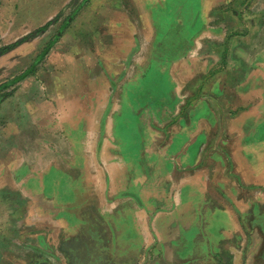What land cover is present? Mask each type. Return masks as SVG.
Wrapping results in <instances>:
<instances>
[{
	"label": "crops",
	"instance_id": "crops-1",
	"mask_svg": "<svg viewBox=\"0 0 264 264\" xmlns=\"http://www.w3.org/2000/svg\"><path fill=\"white\" fill-rule=\"evenodd\" d=\"M48 1L0 0V264H255L264 0Z\"/></svg>",
	"mask_w": 264,
	"mask_h": 264
},
{
	"label": "rangeland",
	"instance_id": "rangeland-1",
	"mask_svg": "<svg viewBox=\"0 0 264 264\" xmlns=\"http://www.w3.org/2000/svg\"><path fill=\"white\" fill-rule=\"evenodd\" d=\"M48 2H49L48 0H41L40 8H43V9L47 8ZM171 2H172L173 7H175V8L180 6L181 12L183 11L186 13L187 10H190V11L192 10L193 12L197 13L200 10V0H171ZM2 16L4 17L3 14L0 15V17H2ZM4 19H5V17H4ZM5 32H6L5 22L3 24V22L0 20V38H2L1 40H3V41L7 40V38L4 36ZM4 63H5V61H4ZM47 75H48L47 76L48 78H46L44 81L41 80V84L42 83L44 84V82L46 81V85H45L46 90H44L45 94L43 95V92L41 90V96H42V98L46 97V100L49 103L61 104V101L63 99L68 98L65 96L67 94H69L72 90H74V85H70L71 81L69 79L61 82L60 79L55 78V76L51 75V73H47ZM4 76H6V74ZM159 79L160 78L153 80V82H155L154 85L161 84V80H159ZM9 80H12V79H9ZM32 82L35 86L36 85L35 82L33 80H32ZM94 84H95L94 82L91 83V85H94ZM2 85L0 83V86H2ZM34 86H30V87L32 88ZM78 88H79L78 85L77 86L75 85V89H78ZM131 88L132 87H130V89ZM146 90H147V88L143 89V92H145ZM4 92H7V91H0V95L4 94ZM30 97H38V95L37 94H36V96H30L29 95V98ZM130 98L135 103V105L138 106V83L135 85V88L131 89ZM132 118H133L132 116L122 118V124H121V125H123L122 126V128H123L122 133L124 135V140L128 146L126 151L137 152L140 149V146L142 144V140H141V136H140L139 132H137L138 128L136 125V121L134 122L132 120ZM255 243H256L255 249H254V253L256 256V263L255 264H264V253H262L264 250L263 249L264 245L262 244L263 240L262 239H256ZM226 261L228 263V259ZM245 263H246V256H245V254H243V255H241L240 264H245Z\"/></svg>",
	"mask_w": 264,
	"mask_h": 264
},
{
	"label": "trees",
	"instance_id": "trees-1",
	"mask_svg": "<svg viewBox=\"0 0 264 264\" xmlns=\"http://www.w3.org/2000/svg\"><path fill=\"white\" fill-rule=\"evenodd\" d=\"M12 83H13V82H12ZM12 83H10V84H12ZM2 98H3V96L0 97V100H1Z\"/></svg>",
	"mask_w": 264,
	"mask_h": 264
}]
</instances>
